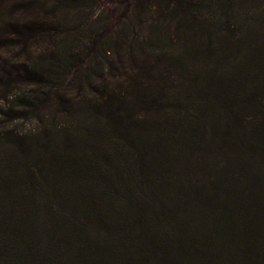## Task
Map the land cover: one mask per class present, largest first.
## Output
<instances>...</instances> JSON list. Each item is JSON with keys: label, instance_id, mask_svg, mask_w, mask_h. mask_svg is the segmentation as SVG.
<instances>
[{"label": "trees", "instance_id": "trees-1", "mask_svg": "<svg viewBox=\"0 0 264 264\" xmlns=\"http://www.w3.org/2000/svg\"><path fill=\"white\" fill-rule=\"evenodd\" d=\"M13 1L0 264H264V0Z\"/></svg>", "mask_w": 264, "mask_h": 264}, {"label": "rangeland", "instance_id": "rangeland-1", "mask_svg": "<svg viewBox=\"0 0 264 264\" xmlns=\"http://www.w3.org/2000/svg\"><path fill=\"white\" fill-rule=\"evenodd\" d=\"M101 6L107 11L109 12L111 15L115 14V8H114V0H99ZM13 3H15L13 0H0V37L5 38V37H9L12 38L14 37L15 33L18 30V24H22V22L24 20H19L18 18V13L13 10H10L9 6ZM44 49V45L41 44L39 50H37V53H39L40 51H42ZM3 52V51H2ZM110 55L112 56V60L114 62V64L119 65V63L117 62V58H116V54L113 53V51L110 53ZM21 54L19 55V48L14 47V48H9V50L7 52L1 53L0 52V59L6 60V62L8 64H10V62L12 63H16L19 58H20ZM124 61H126V59L124 58ZM0 64H2L4 66V63L0 60ZM2 65H0V67H2ZM7 65V64H5ZM125 68L121 69V70H127L129 72V66L127 63H125ZM105 78H103L102 80L99 81V85L100 84H113L116 83L118 81H123L124 77L118 78V77H114V76H110L108 74L104 75ZM101 86V85H100ZM14 91V90H13ZM30 124L28 122H25L24 124H22L21 126H19L20 129H24V130H28L30 128Z\"/></svg>", "mask_w": 264, "mask_h": 264}]
</instances>
